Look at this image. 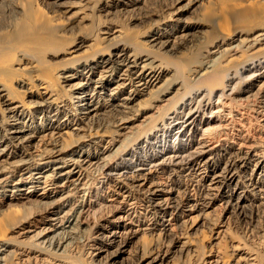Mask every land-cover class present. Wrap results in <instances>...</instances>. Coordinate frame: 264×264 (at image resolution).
Segmentation results:
<instances>
[{
  "label": "bare ground",
  "instance_id": "6f19581e",
  "mask_svg": "<svg viewBox=\"0 0 264 264\" xmlns=\"http://www.w3.org/2000/svg\"><path fill=\"white\" fill-rule=\"evenodd\" d=\"M218 201L264 222V0H0V264H174Z\"/></svg>",
  "mask_w": 264,
  "mask_h": 264
},
{
  "label": "rangeland",
  "instance_id": "374dc122",
  "mask_svg": "<svg viewBox=\"0 0 264 264\" xmlns=\"http://www.w3.org/2000/svg\"><path fill=\"white\" fill-rule=\"evenodd\" d=\"M242 112H245V110L242 111ZM243 117H244V121L245 122L247 121V123L244 126H246V125H247L246 127L249 126L248 129L251 131V132L250 131H248V132H250V134L253 135V137L255 136V138L259 139V136H258V133H257V128H259V127H257L258 126V121L256 120L255 115L253 117V113L247 110V112L243 115ZM237 120H238V117H237ZM237 125H238L237 128H240V129L242 128L241 126H239V121H237ZM226 130H228V129H226ZM236 132H237V130L234 131V133H236ZM229 133H230V130H229ZM220 139H221V142L222 141L225 142L227 140H228V142H232L233 141L231 133H230V135L221 136ZM163 175L164 174H162V173H160L158 175V177H159L158 181H162L163 183L160 182L161 185H162V188L164 187V189H167L168 188L167 184H166L167 183V174H165L164 177H163ZM176 194H177V192H176ZM221 203L222 202L218 201L216 203V205L214 204L212 206L213 209H214V211H213V213H214L213 214V221L212 222L214 224L212 225V223H210V226H211L210 229H208V227L202 226L203 228L200 227L198 233H196V235H194V237L192 236L193 238L190 239L192 242H194V241L195 242H199L200 245L203 247L202 248L203 251L200 252L199 254L196 253V252L192 253L188 257H185L184 255H182V256H180V259L173 260L174 264H190V263L191 264H197L199 262L197 260H199V258L201 257L202 254H204V252L207 253V255L210 253V248L213 245L214 246L211 248L212 251L220 252L219 254L222 255V256L231 254L232 247L235 246V245L241 246V247L243 246L245 248L254 249V251L256 249V252L259 250L258 253L260 255L264 254L263 253L264 252V248H263L264 247V239H263L264 238V236H263L264 235V222L261 219L260 220L258 219V222L256 221V219L252 220L250 218H246L245 220H243L242 218L240 219V217L237 216V215L236 216L234 215L235 217L234 216H230L229 217V215H227V214L225 215V213L222 211ZM137 210H138V213L142 212L141 209L137 208ZM254 210L256 211V209H254ZM135 214H133V217H136ZM119 216L122 217V219L120 220L121 222H124L126 224H129V223L132 222L131 219H129L128 217H125L124 213H121V212L117 213L116 217H119ZM140 216H141V218H143L141 214H140ZM237 217H239V218H237ZM221 220L223 222L222 224H226V227H220V226L216 225ZM190 223H191V219L189 221V225H190ZM172 228H175V225H172ZM223 228H226V232L223 233V235L221 234V237L219 239H215V237H217V235H218L219 230H223ZM187 229L188 228H187V225H186V227H184V230L187 231ZM142 235H143V232L140 233L138 235V237L142 236ZM145 236H146L145 238H147V241L150 240V238L152 237V236L150 237L149 234L145 235ZM139 239H140V237H139ZM137 241L139 242L138 238L136 237L133 240V243L128 248L129 252H130L131 249L133 250V246L136 245L135 243ZM79 248H78V254L77 255L78 256L80 255V257H83V254L85 253L86 248L85 247H81L80 249ZM83 248H85V250ZM204 255H206V254H204ZM127 256L128 255L126 254L125 257H127Z\"/></svg>",
  "mask_w": 264,
  "mask_h": 264
}]
</instances>
